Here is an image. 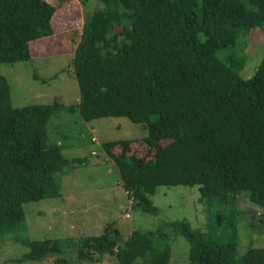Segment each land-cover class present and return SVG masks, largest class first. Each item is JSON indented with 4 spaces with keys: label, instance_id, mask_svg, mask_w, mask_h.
I'll list each match as a JSON object with an SVG mask.
<instances>
[{
    "label": "trees",
    "instance_id": "obj_1",
    "mask_svg": "<svg viewBox=\"0 0 264 264\" xmlns=\"http://www.w3.org/2000/svg\"><path fill=\"white\" fill-rule=\"evenodd\" d=\"M98 1L74 49L79 100L69 109L86 121L127 117L146 126L143 142L156 148L153 158L115 156L112 147L127 150L133 142H104L142 210L156 211L150 196L161 185H198L200 201L228 206L229 221L216 213L223 225L217 238L175 224L190 243L189 264H264V247L238 255L234 220L243 194L262 209L264 225V54L252 75L241 72L248 34L264 32V0ZM57 7L49 0H0V63L32 60V44L54 33ZM62 108L58 101L14 107L0 76V235L29 248L19 261H40L65 245L18 236L23 204L54 196L53 175L74 161L48 140L49 118ZM154 236L135 230L123 242L113 229L82 237L77 259L110 254L118 264H170L169 245L157 247Z\"/></svg>",
    "mask_w": 264,
    "mask_h": 264
},
{
    "label": "rangeland",
    "instance_id": "obj_2",
    "mask_svg": "<svg viewBox=\"0 0 264 264\" xmlns=\"http://www.w3.org/2000/svg\"><path fill=\"white\" fill-rule=\"evenodd\" d=\"M49 1L58 5L52 19L53 35L32 44L35 55L32 60L0 63V76L8 81L14 107L54 101L64 105L50 116L47 135L50 142L61 146L64 158L74 161L64 171L53 175L54 196L23 204L25 220L18 236L66 241L59 254L40 261H19L29 248L10 234L0 235V264H118L115 255L110 254L92 261L77 259L82 237L101 235L113 229L119 231L123 242L135 230L153 231L157 247L169 245L170 264H189L190 243L175 224L186 223L207 238H217L222 235L223 225L218 223L216 213L220 211L229 221L228 206L200 201L198 185L158 186L150 196L156 208L154 212L144 211L133 202L104 142H133L127 150H122L121 144L112 147L115 156L153 158L156 148L151 149L143 142L146 126L127 117L86 121L78 111L69 109L79 100V86L73 73L74 49L86 15L101 4L98 0H86L85 4L79 0ZM263 54L264 32L253 29L241 51L244 60L241 72L252 75ZM236 207L238 255L251 246L264 247L262 209L243 194L237 196ZM59 258L66 261L59 263Z\"/></svg>",
    "mask_w": 264,
    "mask_h": 264
}]
</instances>
